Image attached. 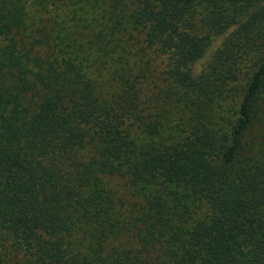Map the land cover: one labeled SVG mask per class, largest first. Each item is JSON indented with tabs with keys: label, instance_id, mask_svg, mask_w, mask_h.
<instances>
[{
	"label": "trees",
	"instance_id": "obj_1",
	"mask_svg": "<svg viewBox=\"0 0 264 264\" xmlns=\"http://www.w3.org/2000/svg\"><path fill=\"white\" fill-rule=\"evenodd\" d=\"M0 264H264V0H0Z\"/></svg>",
	"mask_w": 264,
	"mask_h": 264
},
{
	"label": "rangeland",
	"instance_id": "obj_2",
	"mask_svg": "<svg viewBox=\"0 0 264 264\" xmlns=\"http://www.w3.org/2000/svg\"><path fill=\"white\" fill-rule=\"evenodd\" d=\"M195 17L198 18V15L195 14ZM213 48H214V47H213ZM244 70H246V69H244ZM238 87H240V86H238Z\"/></svg>",
	"mask_w": 264,
	"mask_h": 264
}]
</instances>
